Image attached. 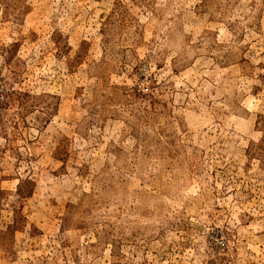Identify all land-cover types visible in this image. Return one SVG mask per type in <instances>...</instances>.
<instances>
[{
	"label": "rangeland",
	"instance_id": "rangeland-1",
	"mask_svg": "<svg viewBox=\"0 0 264 264\" xmlns=\"http://www.w3.org/2000/svg\"><path fill=\"white\" fill-rule=\"evenodd\" d=\"M0 264H264V0H0Z\"/></svg>",
	"mask_w": 264,
	"mask_h": 264
}]
</instances>
